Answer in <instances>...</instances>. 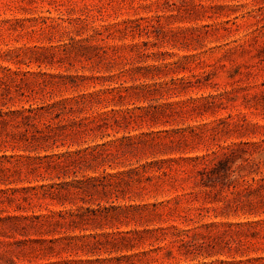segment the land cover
<instances>
[{"label":"rangeland","instance_id":"374dc122","mask_svg":"<svg viewBox=\"0 0 264 264\" xmlns=\"http://www.w3.org/2000/svg\"><path fill=\"white\" fill-rule=\"evenodd\" d=\"M0 264H264V0H0Z\"/></svg>","mask_w":264,"mask_h":264}]
</instances>
